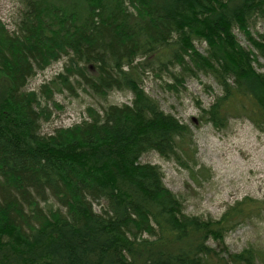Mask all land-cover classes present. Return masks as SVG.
Returning <instances> with one entry per match:
<instances>
[{
	"label": "trees",
	"instance_id": "1",
	"mask_svg": "<svg viewBox=\"0 0 264 264\" xmlns=\"http://www.w3.org/2000/svg\"><path fill=\"white\" fill-rule=\"evenodd\" d=\"M20 1L15 28L0 23V264H264L262 249L224 245L264 214V199L244 197L218 218L187 214L161 168L140 162L155 151L192 171L196 164L191 126L141 86L147 65L177 66L176 80L212 76L222 93L200 120L215 129L230 117L263 128L264 73L253 63L264 59V33L248 27L264 0ZM63 56L64 85L71 75L102 99L131 91V102L42 135L49 112L25 87Z\"/></svg>",
	"mask_w": 264,
	"mask_h": 264
},
{
	"label": "rangeland",
	"instance_id": "2",
	"mask_svg": "<svg viewBox=\"0 0 264 264\" xmlns=\"http://www.w3.org/2000/svg\"><path fill=\"white\" fill-rule=\"evenodd\" d=\"M22 9L20 0H0V23L13 30ZM248 31L253 37L264 33V11L250 21ZM233 33L241 46L256 53L243 32L235 28ZM194 44L199 52L206 54L205 42L196 40ZM66 64L65 56L52 62L36 71L25 87L27 91L37 92L41 106L49 112V118L40 124L42 135L69 130L89 119L91 111L101 112L108 104L131 102V91L115 90L102 99L71 75H67L69 85H64L58 75L66 74ZM253 64L264 73V59L257 56ZM178 72L177 66L162 69L147 65L141 71V86L165 113L191 126L196 164L192 171L155 151L143 154L140 162L161 168L165 187L180 198L187 214L218 218L228 206L244 197L264 199V126L258 129L244 117H230L227 126L220 130L203 122L201 110L222 93L221 87L209 74L198 72L176 80L173 75ZM224 245L231 252L248 246L264 250V214L236 226L226 235Z\"/></svg>",
	"mask_w": 264,
	"mask_h": 264
}]
</instances>
